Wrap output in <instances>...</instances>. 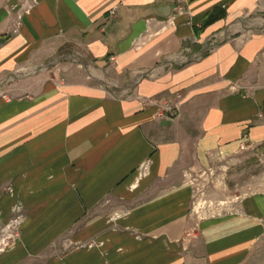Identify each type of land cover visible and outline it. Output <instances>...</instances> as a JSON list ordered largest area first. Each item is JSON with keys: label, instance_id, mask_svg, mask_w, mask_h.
Instances as JSON below:
<instances>
[{"label": "crops", "instance_id": "1", "mask_svg": "<svg viewBox=\"0 0 264 264\" xmlns=\"http://www.w3.org/2000/svg\"><path fill=\"white\" fill-rule=\"evenodd\" d=\"M0 90V264H264V191L190 178L264 153V0H0Z\"/></svg>", "mask_w": 264, "mask_h": 264}, {"label": "rangeland", "instance_id": "2", "mask_svg": "<svg viewBox=\"0 0 264 264\" xmlns=\"http://www.w3.org/2000/svg\"><path fill=\"white\" fill-rule=\"evenodd\" d=\"M60 64L78 66V63L73 59L61 62ZM232 160L235 165H242L243 167L236 170L233 177L226 174L230 171L228 165H226L227 169L225 170L217 169L214 170L212 174L207 173L203 175V177H200V172L190 175V178L200 182L195 186L197 188L195 201L198 200L201 204V199H203L204 196L207 201H211L212 199H214L213 201H220L231 197L239 199L253 191H264V153L255 150H247L240 154L238 153ZM223 173L226 175L221 179ZM215 178H217L218 183L216 180H213ZM202 179L207 183H205V181L204 184L201 183ZM211 180L213 183L210 182ZM219 209L220 207L215 203L211 205L205 203L201 204L197 211L203 215H210L216 213ZM25 219L26 214L22 204L20 202L13 203L11 206V217L0 230V252L13 247L15 242L20 239V226Z\"/></svg>", "mask_w": 264, "mask_h": 264}, {"label": "built area", "instance_id": "3", "mask_svg": "<svg viewBox=\"0 0 264 264\" xmlns=\"http://www.w3.org/2000/svg\"><path fill=\"white\" fill-rule=\"evenodd\" d=\"M116 12H117V8H113L112 10H110L109 17H114L116 15ZM180 103H181V98L178 96L177 101L175 103L165 104L160 110H158L156 116L158 118H164V119L175 118L178 114Z\"/></svg>", "mask_w": 264, "mask_h": 264}, {"label": "water", "instance_id": "4", "mask_svg": "<svg viewBox=\"0 0 264 264\" xmlns=\"http://www.w3.org/2000/svg\"><path fill=\"white\" fill-rule=\"evenodd\" d=\"M66 59H73V57H70V58H66ZM64 59H59L58 61H57V63H60L61 61H63ZM50 65H52V63H49V64H46V65H44V66H41V67H39V68H37L35 71H33V74H36V73H38V72H40L41 70H43V69H46V68H48ZM9 79V78H8ZM7 79V80H8ZM12 79H20V78H18V77H15V76H12ZM6 80V81H7ZM5 82V81H4Z\"/></svg>", "mask_w": 264, "mask_h": 264}, {"label": "bare ground", "instance_id": "5", "mask_svg": "<svg viewBox=\"0 0 264 264\" xmlns=\"http://www.w3.org/2000/svg\"><path fill=\"white\" fill-rule=\"evenodd\" d=\"M82 66L87 72H89L90 74L95 75L98 79H101V76L99 74H96L95 72H93V70L90 69V67H87L84 63H82ZM102 83H103L104 86L108 87V85L104 81H102Z\"/></svg>", "mask_w": 264, "mask_h": 264}]
</instances>
